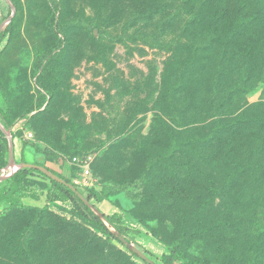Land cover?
<instances>
[{
  "label": "rangeland",
  "instance_id": "374dc122",
  "mask_svg": "<svg viewBox=\"0 0 264 264\" xmlns=\"http://www.w3.org/2000/svg\"><path fill=\"white\" fill-rule=\"evenodd\" d=\"M238 1L247 0H223L220 9L233 11ZM252 1L246 4L252 6ZM12 2L0 0V133L6 141L11 137L15 162L44 166L85 195L113 187L108 200L92 203L127 228L138 249L156 262L181 228L180 215L173 217L172 211L187 206V194H205L210 170L219 182L225 181L223 163L207 164L199 147L210 129L207 115L213 113L206 104L207 78L192 76L191 66L197 45L208 40L200 29L204 22L195 25L193 6L184 0ZM198 10L204 15L208 8ZM225 24L217 32L220 39L228 31ZM257 29L246 40L254 51L242 49V56L253 57V71L243 60L234 82L223 77L220 84L218 96L224 97L237 77L247 80L243 90L233 89L223 102L225 118L264 117V56ZM218 49L196 50L197 58L211 66ZM234 49L227 45V60ZM50 69L58 80L53 97L38 84L41 73ZM258 124L253 126L260 132L252 159L256 168L264 167L258 154L264 146V123ZM74 157L89 158L86 177ZM6 166L0 176L9 172ZM10 184L11 178L0 183V190ZM233 185L237 187H226L217 203L224 211L237 202L222 228L198 234L201 221L193 213L183 250L198 264H264V172ZM22 194L36 196L37 208L46 211L38 218L22 208L2 210L0 264H22L26 258L43 264L63 259L122 264L118 250L125 249L116 241L106 242L108 237L87 219L73 216L70 202L54 200L48 182L29 177ZM190 217L189 208L186 220ZM27 230H32L29 240ZM92 234L98 238L92 240Z\"/></svg>",
  "mask_w": 264,
  "mask_h": 264
},
{
  "label": "trees",
  "instance_id": "16d2710c",
  "mask_svg": "<svg viewBox=\"0 0 264 264\" xmlns=\"http://www.w3.org/2000/svg\"><path fill=\"white\" fill-rule=\"evenodd\" d=\"M185 1L188 5L193 6L191 15L195 25H199L200 23L204 22V25L201 26L200 29L202 31H206L208 35V40L198 44L196 50L211 51L214 48V45H218L219 47L215 53L214 64L211 66H209L210 64L205 65V62L200 59V56L197 58V51L195 50L193 53L195 56H192L191 58V66L194 71L192 76L197 77L200 76L198 74H201V76L207 78L206 80L208 83L204 81L206 87L205 91L208 95L206 104H209L207 108L208 111H213V113L207 115L208 117L212 118V121L210 124V129L207 130L208 134L206 136H202L199 147L206 153V156L204 157L207 164L214 166L223 163L225 181L219 182L216 176H214L213 170H210L208 173L207 183L204 185L203 193L205 194L193 196H191V194H187V200L183 202L186 203L187 206L183 209L180 208L179 210L175 209L172 211L174 213L173 217L180 215L181 218L179 224L181 225V228H178L176 225L177 229L179 230V234L172 242L167 244L168 252L163 254L161 258L154 262L147 251H142L155 264H198L196 259L187 257L183 250L186 246V239L191 233L189 231V225L192 220L193 213L195 218L194 220L198 221L197 218H200L201 221L199 223V232H197L198 234H208L215 228H222L225 223L224 218H226L228 214L232 212V209L235 207L234 205H237V202L233 200L230 203L231 208L229 210L226 208L223 211L218 207L217 203L221 202L224 192L227 190L226 187L234 189L237 187V185H233L234 181H237L238 183L241 181L248 182L255 177L257 171L260 170L261 172H264V167L258 166L257 168L259 170H257L255 164L252 163V159L256 153L254 143L257 139V135H260V132H255L253 130V126L256 123H259L258 127L263 126L264 117L255 119L252 116L240 114L234 118L228 119L225 118L221 113V110L224 107L223 102L226 101L227 103L231 97V93H233V89L234 92L243 90L247 85L243 84V81L247 80H240V78L237 77L234 83V88H232L233 86L229 88L231 91L228 90V95L224 97L218 96L223 77H229V81L234 82L235 75H240L239 71L241 68V61L244 60L247 62L251 71H253L254 59L250 55L242 56V49H247L250 47L248 50L254 51L252 49L251 43L246 40L249 38L248 34H251L256 28H258L257 30L259 32V41L257 46L259 51L264 56V0H259L255 6L253 4L254 0H251L252 6H248L246 4V2L249 0L246 2L238 1L239 4L233 11L220 9L223 0H184V2ZM204 6H207L208 11L206 14L201 15L202 13L198 9H201ZM224 23L228 25V31L226 34L223 32V39H220V35H218L217 32L219 29L223 30L220 28V25ZM2 36H4V33L0 35V39ZM235 38H238V40ZM229 44H232L235 49L232 56L227 60V45ZM235 62L236 67H234ZM251 71H249V73H251ZM208 73H210V77L208 76ZM223 73L226 74L223 76ZM38 84L50 97L57 95L58 80L54 71L51 69L43 74L41 73L38 78ZM217 102L219 103L214 105V103ZM6 121L10 125V119L6 118ZM261 141L264 143V140ZM7 152V141L4 138V135L0 133V169H3L7 165ZM263 152L264 146H261V150L258 154L264 157ZM22 162L27 163L24 161V159L19 161V163ZM51 172L59 176L53 171ZM29 177L40 178L48 182L53 188V193H55V196L53 197L54 200L70 202L72 204L71 213L73 216L87 219L97 231L108 237L106 242L113 240L121 245L125 249V253L118 250L119 253L122 254V256L120 255V258L123 259L122 264H135L131 261V258L140 261L141 264H147L135 254L131 253L117 238L112 236L102 224V222L77 198V196L71 190L62 184L50 180L35 169H22L18 171L11 177V184L8 187L2 188L0 190V203L4 205V210L7 208H22L33 212L38 218H40L43 212L46 211V207H25L22 205L21 199L26 197L22 194V191L24 189V183ZM61 178L67 183H70L63 177ZM188 183H193V179H188ZM73 186L77 189L75 185ZM195 186L198 187L197 184H195ZM180 188L182 187L177 185L176 189L180 190ZM113 192V187L110 185H105L100 191H91L86 195L82 192L80 193L89 202L92 203L91 200H94L95 203H100L108 200ZM30 197L36 200V196ZM171 198L172 196L170 199ZM175 202H181V200H176ZM189 208L191 211V217L189 220H186ZM105 218L115 227L121 236H123L126 240L133 242L138 248L137 243L131 237H129L127 228L119 224L112 217L105 215ZM200 224L205 225L206 228L202 229ZM74 226L79 228V226L76 224ZM25 235L26 239L29 240L32 235V230H27ZM92 237V240L98 238L93 234ZM218 248L221 249V246H218ZM98 262L100 264H108V262L105 260L99 259ZM22 264H43V262L33 258H26L25 261H22ZM59 264H79V262L78 260L68 261L63 259L59 262Z\"/></svg>",
  "mask_w": 264,
  "mask_h": 264
},
{
  "label": "water",
  "instance_id": "95a60500",
  "mask_svg": "<svg viewBox=\"0 0 264 264\" xmlns=\"http://www.w3.org/2000/svg\"><path fill=\"white\" fill-rule=\"evenodd\" d=\"M1 130L3 133H5V131L2 128ZM6 138H7L8 147H9L8 162H7L6 169L9 168L10 170L6 174L0 176V183L10 179L15 173H17L18 171L22 169H35L39 171L40 173H42L44 176H46L50 180L56 183L62 184L66 188L71 190L77 196V198L102 222V224L106 227L108 232L112 236L117 238L131 253L135 254L138 258H140L142 261L146 262L147 264H155L141 250H139L133 242H130L126 240L123 236H121L118 233V231L115 229V227L107 221V219L105 218V215L94 204L89 202L72 184L67 183L61 177L53 174L46 167H42V166L31 164V163L15 162V159L13 156V144H12L11 137L7 136Z\"/></svg>",
  "mask_w": 264,
  "mask_h": 264
},
{
  "label": "crops",
  "instance_id": "0c3cea01",
  "mask_svg": "<svg viewBox=\"0 0 264 264\" xmlns=\"http://www.w3.org/2000/svg\"><path fill=\"white\" fill-rule=\"evenodd\" d=\"M21 149H19V152H20ZM14 159L16 161V152H15V155H14ZM21 203L23 206H26V207H40L39 206V202L30 198V197H24L21 199ZM97 207V206H96ZM98 208V207H97ZM4 209V205L0 203V213L2 212V210ZM99 209V208H98ZM100 210V209H99ZM101 211V210H100ZM102 212V211H101ZM103 213V212H102ZM104 214V213H103ZM105 215V214H104ZM107 216V215H106Z\"/></svg>",
  "mask_w": 264,
  "mask_h": 264
},
{
  "label": "built area",
  "instance_id": "2783aa9c",
  "mask_svg": "<svg viewBox=\"0 0 264 264\" xmlns=\"http://www.w3.org/2000/svg\"><path fill=\"white\" fill-rule=\"evenodd\" d=\"M89 158H85L84 160H79L76 157L72 158V161L78 165L80 170L83 173V176H87L89 174V163H88Z\"/></svg>",
  "mask_w": 264,
  "mask_h": 264
}]
</instances>
